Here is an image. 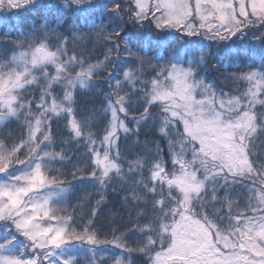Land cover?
<instances>
[{"label":"snow or ice","instance_id":"snow-or-ice-1","mask_svg":"<svg viewBox=\"0 0 264 264\" xmlns=\"http://www.w3.org/2000/svg\"><path fill=\"white\" fill-rule=\"evenodd\" d=\"M98 83L105 106H76L77 89ZM61 121L68 139L49 150ZM150 123L167 160L156 140L128 145ZM80 164L100 196L87 223L59 207L75 184L52 174L76 180ZM113 176L133 226L99 240ZM134 254L264 264V0H0V264H133Z\"/></svg>","mask_w":264,"mask_h":264},{"label":"trees","instance_id":"trees-1","mask_svg":"<svg viewBox=\"0 0 264 264\" xmlns=\"http://www.w3.org/2000/svg\"><path fill=\"white\" fill-rule=\"evenodd\" d=\"M13 36H15V33H13ZM89 47H92V45H89ZM104 49L97 47L95 49V56L99 59H103V53ZM71 54V53H69ZM91 62H95V59ZM215 63V62H213ZM79 69H77L78 71ZM49 71H52V69H49ZM98 79H102V76ZM227 83V82H226ZM242 87L241 84H230L229 87H225L224 91L229 92L230 89L235 90L237 88ZM108 91L107 87L103 83H98L97 86L91 90L88 89H77L75 93V100L77 101V105L80 109L87 110V109H100L104 107V97L103 93ZM63 89L55 88V93L58 95H62ZM232 94H236L235 91L232 92ZM31 98V97H29ZM153 112L159 111V109H151ZM121 118L123 119V116L121 115ZM106 123V121H104ZM127 123V121H126ZM103 126V125H101ZM127 126L129 128L135 127L132 123H127ZM14 127V126H13ZM53 128V138L56 143L53 145L52 149L49 150H55L57 152L61 151V148L63 145L57 146L59 144V140L63 138L64 140L68 139V132L64 130L63 128V122L61 121L59 124L54 123L52 125ZM11 130V129H9ZM95 131V129H93ZM100 135H103V133H100ZM140 141H151L156 140L160 143L161 148L165 149L164 157L167 160V149L165 148V141L161 139L159 135L155 133V130L152 128L151 123L147 128H141L140 134L138 137H132L128 141V145L133 147L135 151L139 152L141 149L139 147H135L134 141L136 140ZM148 147H152V145H148ZM125 149V143L123 139V134H121V141H120V150L122 154L124 153ZM73 153H76L77 155H80L84 152V149L81 147L79 149V152H76V148L73 147L72 149ZM24 150H21L19 155L21 158H24ZM134 157L129 156L128 159H133ZM55 168H60L63 173H69L71 171H75L73 166L71 164L67 165H60L55 164L53 165ZM81 171L79 172L76 180H73V177L70 174H64L61 175L59 173H52L53 175H58L59 179L65 180V181H71L75 184V189L73 193H70L66 201L64 203H61L59 207L66 208L69 213H72L74 216V219H78L83 217L84 222L87 223V220L89 219L88 213L90 209L96 207V201L100 199V196L97 195L98 188L94 187L91 181L88 179L89 176V169L85 164L79 165ZM147 175V173H145ZM81 177L84 179L81 181ZM139 179V177H137ZM123 185L119 182V177L113 176V181L111 184V187L108 189L107 193L105 194L106 203L101 206V209L98 212V215L95 219L96 224V235L97 239L99 240H112V232L111 230L113 228H120V231L116 232V236H120L121 233L126 232V228H131L133 225L131 223H128V206L122 205L121 197L125 195V193L120 191V188ZM116 189V191H113L112 189ZM85 197H87L85 199ZM241 209H243V205L240 206ZM65 213H61V215H64ZM80 229H77L79 231ZM138 239V235H128L126 236V239L124 240V243L128 247H136V241ZM155 250H159V248H156ZM119 251V250H117ZM146 257L140 254H134L133 255V264H144ZM80 264H86V259H81ZM109 264H112L111 261H109Z\"/></svg>","mask_w":264,"mask_h":264}]
</instances>
